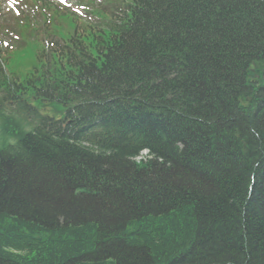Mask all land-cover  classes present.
<instances>
[{
    "label": "trees",
    "instance_id": "1",
    "mask_svg": "<svg viewBox=\"0 0 264 264\" xmlns=\"http://www.w3.org/2000/svg\"><path fill=\"white\" fill-rule=\"evenodd\" d=\"M97 19L21 85L0 63V264H264V0Z\"/></svg>",
    "mask_w": 264,
    "mask_h": 264
},
{
    "label": "rangeland",
    "instance_id": "2",
    "mask_svg": "<svg viewBox=\"0 0 264 264\" xmlns=\"http://www.w3.org/2000/svg\"><path fill=\"white\" fill-rule=\"evenodd\" d=\"M8 1V0H6ZM65 3H72L74 8H79L80 6H89L90 10H92L95 7H103L106 5L107 0H94V3L92 4L91 1L93 0H64ZM70 11V10H69ZM89 20V19H87ZM55 28H57V25H55ZM23 35L24 39L21 42V45L18 46L17 52L12 53V66L13 71H17L20 74L22 72H25L24 68H18L17 64H23L25 66H32L34 65V60L32 59L34 57V54H36L38 44L34 43L30 40H27L26 37H28V34L25 30H22L20 33V36ZM37 55V54H36ZM30 68V67H29Z\"/></svg>",
    "mask_w": 264,
    "mask_h": 264
}]
</instances>
